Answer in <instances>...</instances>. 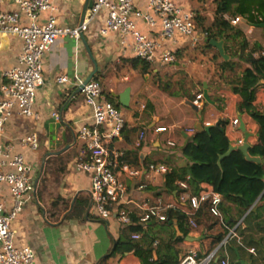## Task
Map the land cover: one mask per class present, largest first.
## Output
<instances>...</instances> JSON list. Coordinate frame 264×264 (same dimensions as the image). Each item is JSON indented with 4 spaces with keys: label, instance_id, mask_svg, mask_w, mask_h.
Masks as SVG:
<instances>
[{
    "label": "crops",
    "instance_id": "obj_1",
    "mask_svg": "<svg viewBox=\"0 0 264 264\" xmlns=\"http://www.w3.org/2000/svg\"><path fill=\"white\" fill-rule=\"evenodd\" d=\"M85 4L86 0H52L51 6L54 11L43 13L39 18V23L45 21L48 15L53 14L60 26L73 28L79 25L84 18ZM10 9H13L10 4H0V10ZM205 18L206 24H210L214 16L207 15ZM136 24L146 35L159 39L158 25L150 28L141 21H137ZM100 26L101 23L96 21L84 34L97 64L94 80L97 79L100 86L103 84L101 88L104 98L112 100L121 113L125 125L122 137L111 143L110 150L121 152L122 158L126 154L137 153L138 164H132L131 167L144 171L136 179L121 177L126 182L127 198L124 208L130 218L138 219L141 206L145 203L153 206L177 202L178 196L176 195L178 194L166 191L164 187L166 175L145 174V171L150 164L165 165L171 169L190 166L187 170V178L192 179V162L187 159L184 152L197 132L222 126L228 142L227 152L231 148L235 150L243 145L245 139H247L248 149L259 143L260 126L246 108H241L242 98L233 91L231 82L251 68L245 61V57L254 48L260 50V52H253L254 57L258 58L264 53V27L248 25L242 17L236 26L231 25L243 34L247 44L243 55L239 50L240 38L218 40L222 42L224 57L217 48L210 44V47L205 48V40L195 47L202 46L203 51L199 54L204 63L199 57L193 55V59L196 58L195 61L192 59L188 62H181L179 54L183 50L185 54L189 46L188 42L182 44L178 48L176 63L164 66L180 67L179 72L183 74L180 80L184 81L179 85L175 81L177 89L170 94V92L160 91L158 85L150 86V81L147 80L150 75L159 76V70L156 68V66L160 67L159 65H151L152 72L145 76L134 70L131 80L129 65L125 64L124 60L133 58L129 54L122 55L119 40L115 34L100 37L98 34ZM20 53V41L8 40V50L0 53V71L16 65ZM213 58H217V62ZM220 61L234 63L235 70L225 71L222 74L216 67ZM42 68L43 83L37 91L34 106V112L38 114V118L36 120L17 119L8 124L5 132L6 143H17L22 135L34 134L39 140V148L43 147L44 156L68 146L65 152H73L75 157L68 165L59 194L64 199L70 200V209L67 214L71 210L73 199L75 198L76 201L80 194L88 198L89 204L84 220L69 221L63 217V221L53 223L45 218L44 213L40 214L42 212L39 200L37 199V203L34 204L32 199L13 223L16 244L19 247H29L34 253L37 264H99L111 253L122 228L114 216L108 222H104L92 213L91 201L87 193L89 175L74 169L83 145L76 140L77 128L80 125L93 123L91 110L85 105L82 94L78 92L79 82L83 83L95 70V65L80 39L77 44L71 39H60L44 54ZM210 68L212 70L208 72ZM60 75H67L70 82L63 85L58 84L56 78ZM260 83L252 106L255 111L264 115V81ZM185 84H190L189 89L194 87L195 91L189 94ZM141 89L142 93H140ZM204 90L208 91L211 103H207L203 97L202 106L196 107L191 98L195 100L198 94H204ZM114 98L117 102H114ZM54 114L58 116V120L54 119ZM233 120L238 121L237 126L231 124ZM156 127H164L166 131L155 133ZM141 132L144 133V137L139 141ZM64 140L68 141L66 145ZM167 141H172L174 147H167ZM240 141L241 144H239ZM138 143L140 145H137ZM16 150L20 151L18 147ZM141 154L144 155L142 161L140 160ZM260 160L261 163L264 161L261 158ZM188 189L190 191L193 189L192 183L188 184ZM200 189L214 190L206 183H202ZM256 204L251 206L254 212H256ZM220 207L221 224L210 228L209 224L201 223L194 229L191 228L181 242L175 244L171 241L170 244L180 253L179 259L189 251L204 255L211 246L212 237L222 231L224 226L228 227L227 223L235 221L237 224L242 223L244 218H237L238 206L235 203L226 202L223 199ZM224 209L227 210L225 215ZM259 215L260 219L251 222L248 227L242 226L243 236H239L237 240L232 238L222 246L221 257L229 264H241V262L264 264V226L262 230L257 229V223L264 224V202L259 209ZM144 227L147 230L150 229L158 241L167 240L171 236L173 238L182 236L176 219L167 224L150 222ZM250 236L260 248L259 251H254V254L251 252L253 248L238 247V245L242 246L239 244L240 241ZM219 246L220 244L212 252ZM107 263L141 264L132 253L110 258Z\"/></svg>",
    "mask_w": 264,
    "mask_h": 264
},
{
    "label": "built area",
    "instance_id": "obj_2",
    "mask_svg": "<svg viewBox=\"0 0 264 264\" xmlns=\"http://www.w3.org/2000/svg\"><path fill=\"white\" fill-rule=\"evenodd\" d=\"M52 0H0V4H10L13 9L0 10V40H18L21 53L16 65L0 71V264H37L29 247H19L13 223L24 207L35 197L37 178L42 169L37 167L31 155L38 151L39 140L34 134L22 135L17 143H6L5 132L8 124L17 119L36 120L34 112L37 91L43 83V56L60 39H71L76 44L81 35L89 31L98 21L101 23L98 34L107 37L115 34L119 40L122 55L129 54L133 59L145 61L150 65L164 67L177 61L178 48L188 42L195 48L206 40V35L196 28V13L176 0H93L82 22L67 28L59 25L56 16L48 15L39 23L40 16L53 12ZM224 18L236 26L241 17ZM137 21L153 28L159 26V39L143 33ZM264 56V53L261 54ZM77 79V77L75 76ZM60 85L69 83L67 75L56 78ZM82 82H79V86ZM85 105L91 110L93 123L77 128V139L83 143L74 169L89 175V195L92 213L104 222L113 216L120 227L132 223L124 208L127 187L121 177L139 178L144 171L131 167L122 159V153L110 150L113 141L122 137L124 119L114 104L106 100L98 81L90 80L80 92ZM203 95L198 94L192 103L201 107ZM54 119L58 120L56 114ZM237 126L238 121L231 123ZM164 127H156L155 133L165 132ZM144 133L139 135V141ZM241 144V141L239 142ZM137 145H140L139 143ZM167 147H174L172 141ZM16 147L20 151L16 150ZM170 169L165 165L150 164L146 173L167 175ZM187 190L180 193L176 203L143 204L139 224L150 222L164 223L169 212L185 215L190 228L196 224L194 216L202 204L210 206L214 217L221 219V194L214 190H204L193 194L186 183L180 184ZM5 193V194H4ZM234 229L213 252L201 256L195 251L185 253L178 264H228L217 258V252L227 238L236 237ZM138 239L139 235H133ZM253 252V250H251Z\"/></svg>",
    "mask_w": 264,
    "mask_h": 264
},
{
    "label": "trees",
    "instance_id": "obj_3",
    "mask_svg": "<svg viewBox=\"0 0 264 264\" xmlns=\"http://www.w3.org/2000/svg\"><path fill=\"white\" fill-rule=\"evenodd\" d=\"M213 2L215 4L214 18L210 24H206L205 17L196 15L195 19L197 30L206 35L205 48L210 47V42L240 38L239 50L241 51V55H243V51L247 47L243 34L240 30L232 27L224 16H239L244 18L248 25L260 26L264 23V0H213ZM258 51L260 52L258 48H254L247 57H245V61L251 68L245 70L241 77L232 81L231 87L233 91L242 98L241 108H246L251 117L260 126L259 143L250 147L248 149V154L250 157H260L264 160V115L255 111V108L252 106L255 100L256 90L261 85L260 82L264 81V56L260 55L258 58L253 56V52ZM213 59L217 62V58ZM124 62L133 70L139 71L142 76L152 72V66L145 61L127 59L124 60ZM216 67L222 74L225 71L233 72L235 70V64L228 61H220L217 63ZM95 80L97 81V79ZM168 88H171L169 83L165 86L163 91H169ZM106 100L114 104L111 99L106 98ZM193 100L194 99L191 98V101ZM64 141L66 145L68 141ZM227 150L228 142L222 126L211 127L208 131L197 132L184 152L187 159L192 162L191 168L193 178H187V170L190 166H184L178 169H171L168 167L170 171L166 175V182L164 184L166 191L175 192L179 195L187 191L181 188V183H186L187 185L192 183L193 189L191 192L193 194H198L204 191V189H200L202 183L209 184L213 187L214 191L222 195L224 201L233 202L238 206L237 218L241 219L264 191V162L254 163L247 161L244 154L236 149L218 163L219 158L223 156ZM74 157L75 153L73 152H65L57 156H47L40 174L41 178L37 184L38 189L42 183L45 184L46 178L49 175L56 176L60 181L59 184L63 185L62 182L68 165ZM122 159H125L126 163L130 166L132 164H138L137 153L135 152L126 154ZM36 198L38 200L41 199V193L37 195ZM263 202L264 194L255 206L256 212H254L253 209L249 212L242 223L234 230L236 237L227 238L225 244L232 238L237 240L239 236H243V225L248 227L251 222L260 219L259 209ZM69 203V200L64 199L59 194L57 198L51 202V207L56 210L60 206H63L65 212H68L70 209ZM88 204V198L80 194L72 209L67 214L66 219L69 221L84 220ZM220 209L222 208L220 207ZM226 213L227 210L224 209V215ZM54 215L55 213H52L50 216ZM167 217L168 219L164 224L176 219L182 234L181 237L173 238V236H171L167 240L158 241V239L152 235L150 229L147 230L146 227L138 224L139 218H131L132 223L125 227H121L120 237L115 241L111 253L102 259L99 264H108L107 262L110 258L123 256L126 253L134 254L141 264H178L180 261V253L175 250L170 243L171 241L175 244L181 242L183 238L188 235L191 228L186 221L185 215L169 212ZM194 222L196 226L205 222L209 224L210 228H213L221 224V219L211 214L210 206L206 203L199 207L194 216ZM236 224L237 221L227 223L228 227L224 226L222 231L213 236L211 246L204 255L211 253L212 250L227 237L229 231L233 229ZM263 226V223H257L258 230H262ZM133 235H139L140 237L139 239H133ZM259 242L261 241L259 240ZM239 244L242 245H238L239 248H253L251 249L253 250L252 254H254V251H259L260 249L258 243H255L251 236L244 238ZM221 250L222 247L217 252V258L220 260L223 259L221 257Z\"/></svg>",
    "mask_w": 264,
    "mask_h": 264
},
{
    "label": "rangeland",
    "instance_id": "obj_4",
    "mask_svg": "<svg viewBox=\"0 0 264 264\" xmlns=\"http://www.w3.org/2000/svg\"><path fill=\"white\" fill-rule=\"evenodd\" d=\"M176 1H178L180 4H183L186 7H189L192 11H194L197 15H199L201 17H206L207 15H209L210 17L214 16L213 14H214V10H215V4H214L213 0H176ZM201 48H202V46H199L198 48L192 49L190 46H188L186 48L187 52H185V54L183 52L185 50H183L179 54V59L182 60L181 62H184V61L188 62V61H191L193 59L192 55L197 57V58L198 57L200 58L201 56L199 53H201L203 51V50H201ZM195 59H193V61H195ZM209 60H210V57H209ZM201 62L204 63V60L201 59ZM156 68L159 70V72H158L159 76L154 77L153 75H150L147 80L150 81L149 83H150V86H152V87H155L156 85H158V88L161 89L160 91H163V89H165V86L169 83L170 85H172V87L170 89L168 88L169 91H167L166 93H169V92L172 93V91H176V89H177L175 86V81L178 85H179V83H182L184 81V80H180L183 77V74H180V72H179L180 67L169 66V67H164V68L160 69V67L156 66ZM128 70L132 74L131 75V80H132L133 79L132 76L134 75V73H133L134 70H132V68L130 66H128ZM211 70H212V68H210L208 72H211ZM179 81H181V82H179ZM173 84H174V86H173ZM189 85L185 84V86H187V88H188L187 90L190 94L191 92H194L195 89H194V87L193 88L191 87V89H189V87H188ZM140 93H142V89H141ZM194 94H196V93H194ZM43 152H44L43 147L40 146L39 150L37 152L33 153V155H31V159L33 161H35L36 165L39 162V165L37 167H40V169H42V170L44 167V160L47 157V156H44ZM40 154H42V155L39 156ZM40 178H41V176H39L37 178L38 182H39ZM42 182H44V181H42ZM59 182L60 181L57 179L56 176H53V175L47 176L45 184L42 183L39 189H38V186L36 187V196L32 200L33 203L36 204L37 203L36 197H37V195H40V193H41V199H39V202H40V210L42 213H40V214L43 215V213H44L45 218L48 219L50 222H53V223H59V222L63 221L64 220L63 217H66V215H67V212H65V210L63 209L64 208L63 206H60L56 210L52 209V207H51V202L57 198V196L59 195L60 190H61V184H59ZM52 213H55V215L50 216V215H52Z\"/></svg>",
    "mask_w": 264,
    "mask_h": 264
},
{
    "label": "water",
    "instance_id": "obj_5",
    "mask_svg": "<svg viewBox=\"0 0 264 264\" xmlns=\"http://www.w3.org/2000/svg\"><path fill=\"white\" fill-rule=\"evenodd\" d=\"M92 1L93 0H86V4H85V7H84V11H87L89 8H91L92 6ZM260 27H264V24L260 25ZM80 40L83 42L84 44V47L89 55V57L92 59L94 65H95V70L90 73V75L83 81V83L79 86L78 88V92L80 93L81 90L83 89V87L90 81V80H93L94 79V75L95 73L97 72V64L95 62V60L93 59V55H92V52L86 42V39L84 37V35H81L80 37ZM210 45H212L213 47L217 48L219 50V52L221 53V55L223 56V48H222V42H218V41H215V42H210ZM8 50V39L7 38H2L0 40V53L3 52V51H7ZM224 57V56H223ZM114 97V96H113ZM203 97L205 99V101L207 103H211L210 99H209V96H208V91L207 90H204V94H203ZM114 102H117V99L114 98ZM198 126V125H197ZM200 129V127H198ZM247 139L244 140V143L243 145L237 147L236 149L241 151L244 156H245V159L247 161H250V162H254V163H261V160L260 158L258 157H250L249 154H248V145H247ZM69 147L66 146L64 147L62 150L60 151H57V152H53V153H48V156H57V155H61L62 153H64ZM235 149V150H236ZM232 151H234V149H230L225 155L221 156L219 158V161H221L224 157L228 156ZM144 159V155L141 154L140 155V160L142 161ZM264 161H262L263 163ZM264 194V191L262 192V194L260 195V197L256 200V202L261 198V196ZM74 202H75V198L73 199L72 203H71V209L74 205ZM256 202L254 204H256ZM254 206V205H253ZM252 206V207H253ZM251 211V208L248 209V211L244 214L243 218H245V216ZM217 260L214 262V264H216ZM241 264H244L241 262Z\"/></svg>",
    "mask_w": 264,
    "mask_h": 264
}]
</instances>
